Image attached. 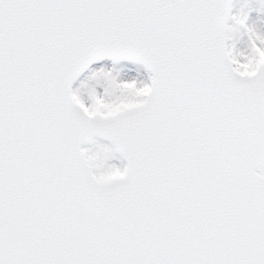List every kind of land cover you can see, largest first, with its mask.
<instances>
[{
  "label": "snow or ice",
  "instance_id": "snow-or-ice-1",
  "mask_svg": "<svg viewBox=\"0 0 264 264\" xmlns=\"http://www.w3.org/2000/svg\"><path fill=\"white\" fill-rule=\"evenodd\" d=\"M0 264H264V0H0Z\"/></svg>",
  "mask_w": 264,
  "mask_h": 264
}]
</instances>
